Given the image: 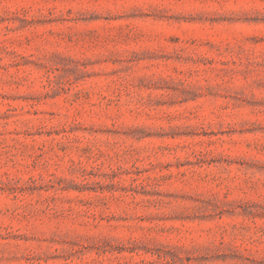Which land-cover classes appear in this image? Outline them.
Here are the masks:
<instances>
[{
	"label": "rangeland",
	"instance_id": "rangeland-1",
	"mask_svg": "<svg viewBox=\"0 0 264 264\" xmlns=\"http://www.w3.org/2000/svg\"><path fill=\"white\" fill-rule=\"evenodd\" d=\"M0 264H264V0H0Z\"/></svg>",
	"mask_w": 264,
	"mask_h": 264
}]
</instances>
